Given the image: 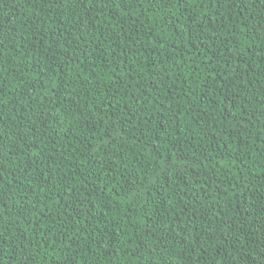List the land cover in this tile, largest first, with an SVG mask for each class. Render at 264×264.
<instances>
[{"label": "trees", "instance_id": "obj_1", "mask_svg": "<svg viewBox=\"0 0 264 264\" xmlns=\"http://www.w3.org/2000/svg\"><path fill=\"white\" fill-rule=\"evenodd\" d=\"M0 264H264V0H0Z\"/></svg>", "mask_w": 264, "mask_h": 264}]
</instances>
